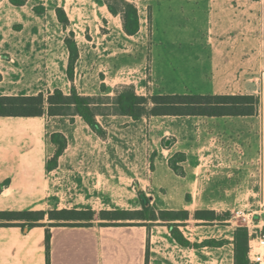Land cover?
<instances>
[{
  "label": "crops",
  "instance_id": "obj_1",
  "mask_svg": "<svg viewBox=\"0 0 264 264\" xmlns=\"http://www.w3.org/2000/svg\"><path fill=\"white\" fill-rule=\"evenodd\" d=\"M92 1L100 10L96 16L100 23L115 17L104 3ZM50 2L49 6L42 3L43 14H36L28 3L14 6L0 0V95L48 93L55 88L70 92L69 80L67 89L58 85L67 76L64 37L59 40L60 55H54L47 41L42 54L34 51L36 38L52 37L37 31L42 26L47 28L37 22L38 18L48 17L49 23L64 29L55 7L67 0ZM166 2L169 20L164 24L149 3L150 44L143 45L137 38L140 15V29L134 35L125 34L121 24L123 50L117 48L107 54L111 71H117L123 62V72L138 73L131 75L135 78L130 82H137L134 86L142 90L152 89L150 95L254 94L257 111L222 117L158 115L133 119L119 114L98 115V122L107 130L106 139L94 133L79 115L72 121L70 116L47 113L0 116V211L34 210L32 201L52 199L57 193L50 188L57 183L74 187L73 199L78 200L74 204H90L100 197L107 201L106 209L101 210H135L140 208L138 187L158 210L188 211L187 219L174 222L179 223V230L191 245L174 240L169 222L164 220L147 225L141 220L102 223L93 219L32 227L20 221L0 224V264H235L237 226L224 218L223 212L235 206L241 193L264 196V0ZM63 8L66 11L65 5ZM5 26L9 30L3 31ZM28 26L31 30L27 31ZM105 36L114 40L110 33H103L101 38ZM107 47L114 49L111 44ZM146 67L148 80L143 79ZM74 125L95 141L92 150L86 151L88 159L81 158L83 147L72 133ZM54 132L62 133L67 145L57 166L47 170L56 150L50 139ZM110 139L115 144H109ZM177 153L184 156L178 162L182 174L169 166V159ZM213 155L215 163L207 165ZM5 181L8 184L1 186ZM113 182L123 186L116 190L98 186ZM212 182L215 187L209 190ZM257 183L263 186L258 192L253 187ZM80 184L86 190L79 193L76 187ZM13 200L23 202L16 207ZM196 212L205 213V217L198 218ZM207 240L220 243L208 244Z\"/></svg>",
  "mask_w": 264,
  "mask_h": 264
},
{
  "label": "trees",
  "instance_id": "obj_2",
  "mask_svg": "<svg viewBox=\"0 0 264 264\" xmlns=\"http://www.w3.org/2000/svg\"><path fill=\"white\" fill-rule=\"evenodd\" d=\"M14 6H22L28 0H8ZM107 9L114 16L120 15L122 30L127 35H134L140 29V18L137 6L130 0H103ZM36 14H43L45 6L42 3L33 6ZM57 20L66 28L69 18L62 6L55 7ZM64 44L68 51V63L66 74L70 80L73 79L74 64L79 56L77 42L74 40L73 32L70 31L64 38ZM106 88L101 84V91ZM108 101H102L101 95H81L72 86L70 92L65 94L61 89L55 88L52 92L44 95L42 92L31 95H0V116H39L47 113L50 116L79 115L89 128L100 137H105V129L98 122V115L119 114L127 115L133 119L143 116L174 115V116H247L257 111L258 98L251 94H153L140 95L136 93L132 85H120L115 89L114 96H105ZM51 142L56 146L53 156L48 160L46 169L52 170L57 166L58 157L67 145L66 137L60 132H54L50 136ZM184 156L177 153L169 159V166L178 174L183 171L178 165ZM8 184L5 181L1 186ZM137 195L140 208L135 210L113 209L102 210L99 216L105 220H127L138 219L149 225L156 220L169 222V230L172 238L179 244L189 246L191 243L179 230V223L175 220L188 218V211L158 210L151 203V198L137 187ZM95 212L91 209H51L38 210H8L0 211V224H20L32 227L45 224L44 219L50 221V225H60L61 221L93 220ZM205 216L203 212H196L198 218ZM49 224V223H48ZM77 224V223H72ZM49 235L47 234V241ZM248 233L246 228L237 227L234 233L235 264H253L247 257ZM208 244H218L215 240H207Z\"/></svg>",
  "mask_w": 264,
  "mask_h": 264
},
{
  "label": "rangeland",
  "instance_id": "obj_3",
  "mask_svg": "<svg viewBox=\"0 0 264 264\" xmlns=\"http://www.w3.org/2000/svg\"><path fill=\"white\" fill-rule=\"evenodd\" d=\"M130 1L133 2L137 6L139 15L142 18L141 29L137 35V38L139 41H143L142 42L143 45L150 44L149 32H150V21H151V15H152V9H151L150 4L152 3V5L154 6L153 10H155L154 14L157 17V19L159 18L158 20L163 22V24H164V23H167V20H169V16L167 14H165L166 8L164 7L165 3H168V2H166V0H164V1H159V0H130ZM97 2L102 4L104 1L103 0H97ZM27 3H28L27 4L28 6H34V5L39 4V3H46V4H48V6L51 5L50 0H28ZM56 3H58V2L55 1L54 4H56ZM64 3L65 4H62V7H63V5H65L66 13H67V16L69 18L68 26L66 28L63 27L64 29H61L59 24L57 26L55 22L49 23L51 21L49 20L48 17L44 18V17L39 16L40 18L37 19V22L42 23V24H46L47 28L42 26L40 28V30L37 28V31H40L41 33L47 32L48 34H52V37H49L50 40H49V38H48V40H43L42 37H39L38 39L36 38L33 41L34 45H35L34 51L37 54H42L43 49L46 47L44 45V43L47 41V43H51L49 45V47H51V49L53 50L52 52L54 53V55H56V53H58V55H60L61 46H59L60 45L59 40H61L62 37L65 38L66 36H68L70 31L73 32V37H74V40L77 42L81 57L79 59V56H78L79 61L75 62V64H74L73 79L70 80L68 78V76L65 75L63 77V79L58 83V85L60 87H62L63 89H67L68 88V86H67L68 80H69L70 81L69 83H71L69 85L74 86L78 93H88L92 96L101 95V97L103 98L102 101H105V102L108 101V99H105L106 98L105 96H107V95L111 96V97L114 96L115 89L118 88L120 85H132L134 87L136 93H138L140 95H143L141 93H144L145 96L150 95L149 93L151 92L152 89L147 88V89L142 90V89H140L138 87L136 88L134 86L137 84V82H133V84L130 82L131 80H134V78H135L134 76H131V75H135L138 73H136V72H131V73L123 72V62H120L121 68H118L117 71L115 70L116 72L111 71L112 68L107 63V62H109V59L111 58L110 56H107V54L110 53V51L111 52L117 51L116 50L117 48H121L123 50V35L121 34V18H120V15H116L108 23L105 21L104 22L101 21V23H100L96 18L97 14L99 15L100 10L98 9L97 5L93 4L92 0H90V1L89 0H79L78 2L77 1L71 2V0H67V2H64ZM157 5H160V8H156ZM164 18L166 19V21L164 20ZM15 28H17V26H15ZM2 30L3 31L9 30V27L5 26L2 28ZM28 30H31L29 28V26H28L27 31ZM166 30H168L167 27H166ZM103 33L112 34L111 37L114 40L111 41L109 39L110 36H105V38H101ZM109 44L112 45V47L114 48L113 50H110L107 47V45H109ZM93 47H95L94 50L92 49ZM28 49L29 48H27V50ZM87 51H90L91 56H90V53ZM117 53H119V52H116L112 56L115 57ZM122 53H123V51H122ZM3 55H8V54L5 53ZM148 73H149L148 67H146L144 70V73H143L144 74V78H143L144 80L149 79ZM28 74L34 75L35 73H28ZM36 74H38V76H39V73H36ZM48 74H46V75H48ZM47 79H49V78L47 77ZM101 83H104L105 85H112V86L111 87L106 86L105 90L101 91L100 90ZM240 90L242 91V89H240ZM49 91L50 90L48 89V92ZM243 91H245V90L243 89ZM43 94L46 95L47 93L44 92ZM66 94H68V90H66ZM172 94H175V93H172ZM193 94H198V93H193ZM81 95H85V94H81ZM254 96L257 98L256 95H254ZM107 115H111V114H107ZM99 118L100 117L97 116V119H99ZM70 120L72 121L73 118L70 117ZM100 120H101V118H100ZM119 126H117V128H119ZM105 131H106L105 137H101L103 139L107 138V130L105 129ZM114 131H115V133L118 134L117 130H114ZM72 133L75 136L80 138L78 140V143L81 144L83 147V152H80V155H83V157H81V158H87V152L89 149L92 150L91 146L94 144L95 141H90L87 138L89 136V133H87L85 130H82L80 128L76 129L75 125H74V129H72ZM96 143H97V141H96ZM108 143L109 144L110 143L115 144V140L110 139ZM96 148H97V152H96V158H97V153H98V149H99L97 144H96ZM120 154L122 155V153H120ZM211 157L212 158H209L207 161V165H210V166H211V164L215 163V158H214L215 156L213 155ZM81 160H84V159H81ZM148 168H150V165L148 166ZM77 186L78 187H76V188H78L79 193L83 192L82 191L83 189L86 190V186H84L82 184L77 185ZM98 186L99 187L105 186V187H109L111 189L116 190L117 188H119L120 186H123V185H120L119 183L113 182L110 184L98 185ZM136 186H138V184H136ZM53 187L54 188H50V189L55 191L57 194H54V196L51 197L52 199H50L48 201L47 200L46 201L45 200L32 201L31 205H32V208L34 210L42 209V207H43L42 210L48 211L51 209H62V208L73 209L74 207L81 206V207H84V210L85 209L93 210L95 212L93 219L96 220L97 222H102V223L119 222V220H105L99 216V212L102 211L101 209H103V208L106 209V207H107V205H105L107 201L102 200V198L99 197V199H96V200L94 199L91 201V203L89 202L90 204H81V205L80 204H74L75 202L78 201L76 199H73V193L72 192H74V187H72L69 184L65 185V184H61V183L54 184ZM214 187H215V184H213V182L211 184H209V190L213 189ZM253 187H254V190L256 192H258V190H260L263 186H262V184L257 183ZM241 194H242V196L238 197V199L235 200V201H237L235 206L233 204V205L229 206V209H227L226 211L223 212V217L231 219L232 211L235 210L234 208H236L237 205H240V207H242V208H247L249 210L258 211L259 213H261L260 219H264V212H263L264 211V196L261 194L260 197L259 196L251 197V196H243V193H241ZM227 200H230V199H227ZM22 202L23 201H19V200L11 201L13 206H16V207L21 205ZM225 202H227V201H225ZM92 206L95 209H92L91 208ZM129 207H134V205L129 206ZM78 210H80V209H78ZM203 217H205V216H203ZM137 221H138V219H132V220L127 219L123 222H125V223H136ZM44 222L49 223V225H50V221H48L47 218L44 219ZM84 222H86V220L61 221V222H53L52 221L51 223L72 224V223H84ZM247 247H248V241H247ZM262 251H264V248H262Z\"/></svg>",
  "mask_w": 264,
  "mask_h": 264
},
{
  "label": "built area",
  "instance_id": "obj_4",
  "mask_svg": "<svg viewBox=\"0 0 264 264\" xmlns=\"http://www.w3.org/2000/svg\"><path fill=\"white\" fill-rule=\"evenodd\" d=\"M260 214L256 210L238 208L232 211L231 216V220L237 227H244L247 230V257L253 264H264V251H262L264 248V219H260Z\"/></svg>",
  "mask_w": 264,
  "mask_h": 264
}]
</instances>
